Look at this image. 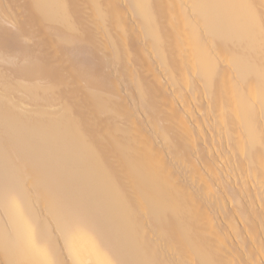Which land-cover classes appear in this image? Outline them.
<instances>
[{
	"label": "bare ground",
	"instance_id": "obj_1",
	"mask_svg": "<svg viewBox=\"0 0 264 264\" xmlns=\"http://www.w3.org/2000/svg\"><path fill=\"white\" fill-rule=\"evenodd\" d=\"M22 2L75 44L0 25V264H264V0Z\"/></svg>",
	"mask_w": 264,
	"mask_h": 264
},
{
	"label": "rangeland",
	"instance_id": "obj_2",
	"mask_svg": "<svg viewBox=\"0 0 264 264\" xmlns=\"http://www.w3.org/2000/svg\"><path fill=\"white\" fill-rule=\"evenodd\" d=\"M24 2V1H23ZM22 2V0L20 1V0H0V7L1 6H3V7H1L0 8V16H2V18L0 19V21L2 20V21H4L3 23L4 24H1L2 23V21L0 22V25H5V26H8V27H5V26H0V27H5V28H7V29H9V28H13L12 26H13V23H11V22H20V25L24 28V29H29L30 28V30L32 29H36V31H38L40 28L42 29V23H43V21H42V19H39L40 17L39 16H35L36 18H32V17H34L33 15H35V14H32L31 13V11L33 10V9H31V8H34L35 6H34V4L32 3V2H25V3H23ZM22 3V4H21ZM27 3H29V4H27ZM30 5H31V7H30ZM30 7V8H29ZM28 9V10H27ZM3 10H4V12H3ZM16 10V11H15ZM6 11V12H5ZM3 12V13H2ZM6 13V14H5ZM23 13H25V14H23ZM27 13V14H26ZM3 14H5V15H3ZM15 16H14V15ZM25 15V16H24ZM29 15V16H28ZM6 16V17H5ZM12 16V17H11ZM16 16H19V17H16ZM25 17V18H24ZM39 17V18H38ZM85 17V16H84ZM9 18H11V20H9ZM15 18V19H14ZM17 18V19H16ZM28 18V19H27ZM4 19V20H3ZM8 19V20H7ZM31 19V21H32V23H33V25L31 24L30 25V23L29 22H31V21H29ZM16 20H18V21H16ZM23 20V22H25V24L23 23V25H22V21ZM37 20L38 21H40V23L42 24V25H40V23H39V25H40V27H39V25H38V23H37ZM9 21H10V23H9ZM9 23V24H8ZM12 24V25H11ZM31 27H30V26ZM38 25V26H37ZM26 26V27H25ZM40 29V30H41ZM41 32V34L39 33V31H38V35H40L39 37H42V38H44L45 39V45L46 46H48V47H46L45 46V48H51V47H53V45H54V47L52 48V49H50V52H53L54 50H57L58 49V47H59V49H60V51L61 52H59L58 50V53H60L61 54V58H60V55H58L57 57H59V59L60 60H63L65 57H67V56H69V54H71L72 52V48H71V46L68 44V43H71V45H72V47H73V45L75 44V40H72L73 41V43H72V41L70 40L69 41V39L68 38H66V39H64V38H60L59 39V36H57V35H55V34H50V35H44L45 33L44 32H42V30L40 31ZM44 35L45 37H43V36H41V35ZM53 35V36H52ZM50 36H52V37H50ZM58 37V38H57ZM37 38V37H36ZM36 38H34V39H36ZM47 38H50V39H53L54 40V42H48L49 44H51V45H49L48 43H47ZM6 39V40H5ZM7 37L6 38H3L2 39V37H0V42L2 43V44H4L3 42H5V41H7ZM57 39V40H56ZM94 39V38H93ZM4 40V41H3ZM55 41H56V43H55ZM68 41V42H67ZM60 43V44H59ZM48 44V45H47ZM58 44V45H57ZM64 44V45H63ZM68 45V46H67ZM51 46V47H50ZM39 47V46H38ZM54 48H56V49H54ZM62 48L65 50V49H67V50H69V51H67V50H65L66 52H64V50H62ZM3 49V48H2ZM71 49V50H70ZM2 51V52H1ZM3 51H4V54H3ZM62 53H64V54H62ZM68 53V54H67ZM0 54H2V55H0V57H2L3 55V57H5V60H4V58L2 57V58H0V75H2L3 76V72H2V69H3V71H4V67L5 68H7L8 66H10V65H13L14 64V62H16V63H21V61L23 62V60H16V59H13V58H10L8 55H6L5 56V54H6V52H5V48L3 49V50H0ZM50 54V53H49ZM67 54V55H66ZM9 58H8V57ZM41 56H43V57H40V55L39 56H37V58H35V59H37V61H38V59H39V61L38 62H40V61H42V60H44V61H46V63L48 64V61L51 63V65H53V66H55V67H59L58 65H62L61 63L59 64L58 62H55V61H59L60 62V60H57V58L55 59L53 56H52V53H51V55H48V54H45V56L44 55H42L41 54ZM65 56V57H64ZM7 57V58H6ZM38 57H40V58H42V60L40 59V58H38ZM51 57V58H50ZM63 57V58H62ZM52 58H54V59H52ZM50 59V60H49ZM14 60H16V61H14ZM119 60V59H118ZM53 61H54V63H53ZM13 63V64H12ZM42 63H44L43 61H42ZM49 63V64H50ZM5 65V66H4ZM112 65L113 66H115V67H112ZM110 67H109V69H113V68H115V69H113V71L112 72H108V73H106L107 74V77L110 79V80H112L113 78L112 77H114V79H116V80H114L115 82H113V80H112V83H114V85H116L117 86V92H113L112 93V91H108L107 93H105L106 94V96H105V94H104V96H103V98L106 100V103H109L108 102V100L110 101V103H113V104H115V103H117L118 101H119V74H118V76H117V78L115 77L116 76V73L115 72H118L119 73V61H117L116 60V62L114 61V63L112 64ZM2 66H4V67H2ZM2 67V68H1ZM112 67V68H111ZM7 69H6V71H4L5 72V74L7 73ZM10 72V71H9ZM8 72V73H9ZM114 72V73H113ZM3 73V74H2ZM7 73V74H8ZM98 73L99 74H104V72H102V70H99L98 71ZM113 73V74H112ZM4 74V75H5ZM11 75L13 76V74H12V72L10 73V75L8 74V76L7 75H5V76H7L6 78H8L9 77V79L10 78H12L11 77ZM105 75V74H104ZM106 76V75H105ZM109 76H111V77H109ZM3 84H1L0 83V88L1 89H3ZM1 89H0V91H1ZM66 90H69L68 88H65V89H63L62 91H63V93H66L65 91ZM68 93V92H67ZM114 93H116L115 95H114ZM74 96V99H70V101L69 102H74V100L76 99V97H78L77 96V94H74L73 95ZM115 97V98H114ZM2 98H4V97H2ZM73 98V97H72ZM5 100H3L2 99V102H7V99L6 98H4ZM72 100V101H71ZM112 101V102H111ZM115 101V102H114ZM57 102H59V101H57ZM57 102H55L54 103V107H51V108H48V107H46V108H43V109H45V110H47V112L49 111V112H55V113H59L60 115H62L63 113L65 114V112H64V110H61V105L62 104H56ZM63 103H65V102H63ZM118 104V103H117ZM116 105V104H115ZM117 107V109L116 108H114V110L115 111H117V110H119L118 109V107H119V104L118 105H116ZM31 111H30V110ZM51 111H50V110ZM35 110H37L36 109V107L34 108V107H32V106H30V105H26V106H23L22 108H19V109H17V111L18 112H20L22 115H24L25 117H27V118H36L37 117V115L34 113V111ZM44 110V111H45ZM114 110H111V109H109L108 111L109 112H111L110 114H115V111ZM107 111V112H108ZM108 112V113H109ZM28 113V114H27ZM198 115H200V116H198ZM195 116H198L199 118L202 116L201 114H196ZM54 119H56L57 118V116L56 115H53L52 116ZM72 118V117H71ZM105 121V120H104ZM104 121H101V120H99V119H96V118H87V120H86V122H84V125L86 126V127H88V128H91V129H89L91 132H96V131H98L99 132V134H98V132H96V134L95 135H100V134H102V133H100L101 132V130L99 129L100 127H101V125H102V127H104L105 126V123H104ZM103 122V123H102ZM107 122H109V123H107ZM107 124H110V121L109 120H107ZM143 128H149L148 127V124H142L141 125ZM93 127V128H92ZM95 128V129H94ZM105 148H107V149H110V147H112V145L111 144H108V145H105L104 146Z\"/></svg>",
	"mask_w": 264,
	"mask_h": 264
}]
</instances>
